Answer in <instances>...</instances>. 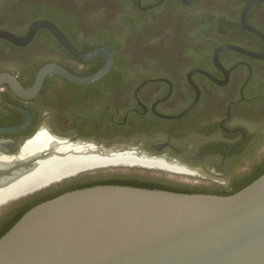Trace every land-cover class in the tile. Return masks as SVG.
<instances>
[{
	"label": "flooded vegetation",
	"instance_id": "flooded-vegetation-1",
	"mask_svg": "<svg viewBox=\"0 0 264 264\" xmlns=\"http://www.w3.org/2000/svg\"><path fill=\"white\" fill-rule=\"evenodd\" d=\"M249 1L0 0V31L26 38L45 21L80 53L102 48L113 55L111 71L90 85L52 73L31 99L0 85V129L22 126L30 116L23 131L0 133V155L17 157L0 178L34 164L18 155L40 132L98 156L126 154L165 165L86 171L0 203V236L66 183L100 172L139 170L167 179L159 180L166 185L227 194L254 182L264 171V59L254 57L264 54V42L244 28ZM246 22L264 35V0ZM106 63L105 56L79 61L48 29L25 47L0 39V75L25 89L49 65L86 78Z\"/></svg>",
	"mask_w": 264,
	"mask_h": 264
},
{
	"label": "water",
	"instance_id": "water-1",
	"mask_svg": "<svg viewBox=\"0 0 264 264\" xmlns=\"http://www.w3.org/2000/svg\"><path fill=\"white\" fill-rule=\"evenodd\" d=\"M260 2H248L242 22L264 42V35L246 22L250 9ZM39 29H48L79 61L105 56L107 63L86 78L58 65L46 66L31 89L11 75H0V85L8 83L18 96L35 97L48 74L90 85L111 71L110 51L82 54L49 22L35 23L26 38L0 31V39L25 47ZM254 57L264 59V54ZM29 119L27 115L26 124L0 133L21 132ZM100 168L78 171L3 203ZM0 264H264V175L230 196L112 185L62 194L33 207L0 238Z\"/></svg>",
	"mask_w": 264,
	"mask_h": 264
},
{
	"label": "bare ground",
	"instance_id": "bare-ground-1",
	"mask_svg": "<svg viewBox=\"0 0 264 264\" xmlns=\"http://www.w3.org/2000/svg\"><path fill=\"white\" fill-rule=\"evenodd\" d=\"M89 150L91 148L84 145L61 142L47 132L38 133L26 143L18 155L25 164L32 159H36L35 163L31 167L24 166L16 170L7 178H0V203L78 171L120 166L165 167L160 162L139 159L132 155L117 154L105 157L91 154ZM16 158L0 155V174L13 167Z\"/></svg>",
	"mask_w": 264,
	"mask_h": 264
},
{
	"label": "trees",
	"instance_id": "trees-1",
	"mask_svg": "<svg viewBox=\"0 0 264 264\" xmlns=\"http://www.w3.org/2000/svg\"><path fill=\"white\" fill-rule=\"evenodd\" d=\"M43 15V14H42ZM264 175V171L262 173H259L254 176V181H256L258 178ZM66 188L57 192L56 194L48 197L44 201L35 204V206L46 202L48 200L54 199L62 194L91 188L95 186H104V185H112V186H128V187H134V188H142V189H150V190H163V191H169V192H175V193H182V194H207V195H218V196H230L233 195L240 190L244 189L251 183L247 185H242L238 189H236L232 193H217V192H208L207 190H201L199 188H191V187H183L181 185H166L163 182H160L159 180H153L148 177H138V176H117V177H109L106 179H99V180H89V181H83L82 183L79 182V180H74L72 182L66 183ZM34 206V207H35ZM20 219H18L15 223L12 224L11 227H13ZM10 230V229H9ZM9 230L4 232L3 235H5ZM2 235V236H3ZM0 236V238L2 237Z\"/></svg>",
	"mask_w": 264,
	"mask_h": 264
},
{
	"label": "rangeland",
	"instance_id": "rangeland-1",
	"mask_svg": "<svg viewBox=\"0 0 264 264\" xmlns=\"http://www.w3.org/2000/svg\"><path fill=\"white\" fill-rule=\"evenodd\" d=\"M138 176V177H148L153 180H164L165 182L168 181L167 179L160 177V176H154L152 174L146 173V172H141L139 170H133V171H117V172H100L99 174L91 177V180H99V179H106L109 177H117V176Z\"/></svg>",
	"mask_w": 264,
	"mask_h": 264
}]
</instances>
